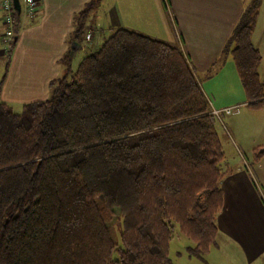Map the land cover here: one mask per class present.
Instances as JSON below:
<instances>
[{"label":"trees","instance_id":"1","mask_svg":"<svg viewBox=\"0 0 264 264\" xmlns=\"http://www.w3.org/2000/svg\"><path fill=\"white\" fill-rule=\"evenodd\" d=\"M261 1L245 8L223 51L233 45L252 108L264 96L251 39ZM87 8L72 39L84 34ZM70 72L19 114L1 99L0 74V264H173L175 225L193 244L188 256L204 259L227 171L219 119L185 55L120 28Z\"/></svg>","mask_w":264,"mask_h":264},{"label":"crops","instance_id":"2","mask_svg":"<svg viewBox=\"0 0 264 264\" xmlns=\"http://www.w3.org/2000/svg\"><path fill=\"white\" fill-rule=\"evenodd\" d=\"M94 1L38 0L33 17L16 9V43L1 89L2 101L31 103L49 94L50 84L68 72L63 63L70 62L82 41L93 46L91 27L85 29L81 39L72 38L75 17ZM246 3L247 0H112L109 6L115 20L108 32L123 28L179 48L211 110L240 108L247 101L230 52L233 45L226 53L223 51ZM3 28L0 22V47ZM251 39L261 56L257 71L264 82V0ZM69 52L72 55L67 59ZM4 56L5 50L0 48V58ZM220 77L223 92L233 89L236 98L219 99L216 85L211 102L203 84ZM229 126L235 135L237 158H225L223 164L227 171L220 182L223 205L216 218L218 235L213 246L222 243L230 247L241 264H264V96L260 107L245 109L229 121Z\"/></svg>","mask_w":264,"mask_h":264},{"label":"rangeland","instance_id":"3","mask_svg":"<svg viewBox=\"0 0 264 264\" xmlns=\"http://www.w3.org/2000/svg\"><path fill=\"white\" fill-rule=\"evenodd\" d=\"M112 0H104L100 4L99 1L95 0L92 3L91 7H86L88 9V13L86 16V20L83 23V31H85L86 28L91 27L94 31V38L92 40L93 46H90V42L82 41V46L78 51H76L73 54V57L71 58L70 62L63 63V68L67 69L68 78L70 77V74L76 71L79 63L81 60L90 52L97 50L101 44L113 33L108 32V27L112 24L111 22L115 20L114 14L111 13L110 9V2ZM252 0H247L246 6L248 7L251 4ZM85 8V9H86ZM2 33L4 34V28ZM89 34V33H88ZM90 39V38H89ZM6 43L3 42L1 44V49L6 50ZM8 62L7 57L0 58V74H6L7 73V67L10 66V61ZM70 66V67H69ZM66 73V72H65ZM62 78V77H61ZM59 78V79H61ZM222 78H211L209 80H206L203 84L204 90H206V94L210 97V101L214 100V97L212 95V91L214 87L219 86V93H217L218 98L224 97L225 99H230L235 97V91L227 90L226 92H223V88L221 85ZM51 93L49 92L48 95L43 97L41 100H45L49 98ZM14 98V96H13ZM236 98V97H235ZM245 98L246 95H245ZM4 102V101H3ZM7 105L13 110L15 113H20L22 111V105L28 104L29 102H19V101H5ZM251 106L248 105V102L245 103V105L241 106L239 108V113L244 111L245 109H250ZM238 113V114H239ZM238 114L233 115H220V120L217 122V131L219 132V137L221 140V144L223 147V152L226 158V161H232L233 159L236 160L237 158L235 153V135L233 131L230 129L229 121L237 116ZM237 152V151H236ZM115 238V240L118 242L120 239V228L117 227L115 232L112 234ZM192 242L187 239L184 235H182L178 227L175 225L173 229V239L170 241L169 245V258L171 259L173 264H241V262L236 259L232 252L230 251V247H225V244L219 243L217 247L212 246L209 249V252L204 255V259H199L196 257H189L186 251V247L192 246Z\"/></svg>","mask_w":264,"mask_h":264},{"label":"built area","instance_id":"4","mask_svg":"<svg viewBox=\"0 0 264 264\" xmlns=\"http://www.w3.org/2000/svg\"><path fill=\"white\" fill-rule=\"evenodd\" d=\"M19 12H22L29 17H33L36 13L38 0H18ZM18 11L14 6L13 0H0V22L4 27L3 42L8 45L15 37L14 32V17ZM90 36L87 35L86 39ZM239 107H227L221 110H211V114L219 118L221 114L232 115L238 113Z\"/></svg>","mask_w":264,"mask_h":264},{"label":"water","instance_id":"5","mask_svg":"<svg viewBox=\"0 0 264 264\" xmlns=\"http://www.w3.org/2000/svg\"><path fill=\"white\" fill-rule=\"evenodd\" d=\"M14 1V6L18 10L19 9V2L18 0H13Z\"/></svg>","mask_w":264,"mask_h":264}]
</instances>
